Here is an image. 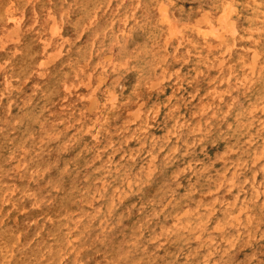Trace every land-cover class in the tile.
Returning a JSON list of instances; mask_svg holds the SVG:
<instances>
[{
  "label": "rangeland",
  "instance_id": "rangeland-1",
  "mask_svg": "<svg viewBox=\"0 0 264 264\" xmlns=\"http://www.w3.org/2000/svg\"><path fill=\"white\" fill-rule=\"evenodd\" d=\"M0 264H264V0H0Z\"/></svg>",
  "mask_w": 264,
  "mask_h": 264
}]
</instances>
